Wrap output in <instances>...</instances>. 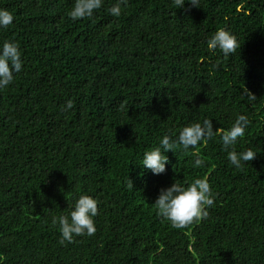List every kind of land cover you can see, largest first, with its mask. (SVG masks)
Wrapping results in <instances>:
<instances>
[{
    "label": "trees",
    "instance_id": "1",
    "mask_svg": "<svg viewBox=\"0 0 264 264\" xmlns=\"http://www.w3.org/2000/svg\"><path fill=\"white\" fill-rule=\"evenodd\" d=\"M115 2L73 21L74 0H0L14 17L0 43L23 60L0 89V264H264V0H127L113 17ZM220 28L228 55L206 47ZM237 114L249 125L234 150L257 153L240 168L220 141ZM204 119L212 139L164 153L162 174L143 167L162 135ZM199 177L207 218L172 227L159 189ZM81 193L98 202L96 232L62 245L52 219Z\"/></svg>",
    "mask_w": 264,
    "mask_h": 264
},
{
    "label": "clouds",
    "instance_id": "2",
    "mask_svg": "<svg viewBox=\"0 0 264 264\" xmlns=\"http://www.w3.org/2000/svg\"><path fill=\"white\" fill-rule=\"evenodd\" d=\"M178 8H183L186 0H175ZM193 7H199V0H187ZM103 0H74L68 12V17L75 21L92 17L94 12L102 7ZM127 5V0H116L106 11L113 17L121 15V7ZM14 17L6 9H0V29H7L13 24ZM206 47L210 51L219 49L223 54L232 53L237 47L235 36L224 28L217 29L207 40ZM22 54L18 44L5 40L0 43V89L7 88L14 80V75L22 71ZM249 101L256 97L244 89ZM72 101L64 106V111L72 108ZM249 125L247 116L237 114L231 126L220 134V141L227 153V160L235 168H240L242 162L251 161L257 153L251 149L236 152L234 145L238 138L245 135ZM215 136L212 120L189 123L182 127L175 136L165 133L159 139L157 147L143 153L142 165L152 174L158 175L165 171L168 157L164 154L169 150L181 148L195 149L197 145ZM193 165L197 168L203 165L198 154H194ZM132 186V185H131ZM215 199V194L206 177L194 178L189 183L173 181L170 186L159 189L158 195L152 203L156 214L167 220L174 228L186 227L196 220L207 218L208 211ZM98 214V202L88 194H79L67 214L53 217L52 224L58 227L59 243H72L75 237L92 236L96 232L94 218Z\"/></svg>",
    "mask_w": 264,
    "mask_h": 264
}]
</instances>
